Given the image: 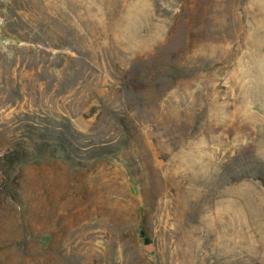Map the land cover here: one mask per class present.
<instances>
[{
  "label": "rangeland",
  "instance_id": "1",
  "mask_svg": "<svg viewBox=\"0 0 264 264\" xmlns=\"http://www.w3.org/2000/svg\"><path fill=\"white\" fill-rule=\"evenodd\" d=\"M0 264H264V0H0Z\"/></svg>",
  "mask_w": 264,
  "mask_h": 264
},
{
  "label": "water",
  "instance_id": "2",
  "mask_svg": "<svg viewBox=\"0 0 264 264\" xmlns=\"http://www.w3.org/2000/svg\"><path fill=\"white\" fill-rule=\"evenodd\" d=\"M146 247H147V248H150V245H147Z\"/></svg>",
  "mask_w": 264,
  "mask_h": 264
}]
</instances>
